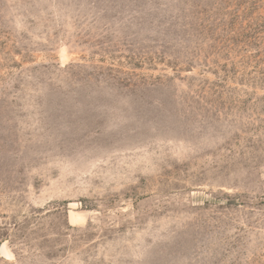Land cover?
<instances>
[{
  "label": "rangeland",
  "instance_id": "rangeland-1",
  "mask_svg": "<svg viewBox=\"0 0 264 264\" xmlns=\"http://www.w3.org/2000/svg\"><path fill=\"white\" fill-rule=\"evenodd\" d=\"M0 264H264V0H0Z\"/></svg>",
  "mask_w": 264,
  "mask_h": 264
}]
</instances>
